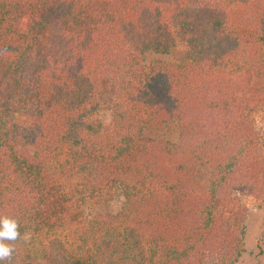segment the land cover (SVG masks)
Listing matches in <instances>:
<instances>
[{
	"label": "trees",
	"instance_id": "1",
	"mask_svg": "<svg viewBox=\"0 0 264 264\" xmlns=\"http://www.w3.org/2000/svg\"><path fill=\"white\" fill-rule=\"evenodd\" d=\"M259 48L264 0H0V215L31 234L2 264L236 261Z\"/></svg>",
	"mask_w": 264,
	"mask_h": 264
},
{
	"label": "rangeland",
	"instance_id": "2",
	"mask_svg": "<svg viewBox=\"0 0 264 264\" xmlns=\"http://www.w3.org/2000/svg\"><path fill=\"white\" fill-rule=\"evenodd\" d=\"M260 61H264V48H259ZM255 86L264 87V80H254ZM250 122L252 132L258 136L259 143L264 150V115H258ZM254 119V120H253ZM108 193V194H107ZM122 198L119 193L106 192L94 201L87 203L86 211L116 212L121 207ZM244 220L242 253L238 259L229 264H264V203L254 199H244ZM31 241V234L24 233L21 237L22 246H27ZM53 252L59 264H64L55 242L52 244ZM204 264H211L205 261Z\"/></svg>",
	"mask_w": 264,
	"mask_h": 264
},
{
	"label": "clouds",
	"instance_id": "3",
	"mask_svg": "<svg viewBox=\"0 0 264 264\" xmlns=\"http://www.w3.org/2000/svg\"><path fill=\"white\" fill-rule=\"evenodd\" d=\"M20 237L19 221L7 215H0V264L11 261L15 252L14 242Z\"/></svg>",
	"mask_w": 264,
	"mask_h": 264
}]
</instances>
